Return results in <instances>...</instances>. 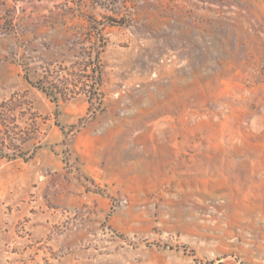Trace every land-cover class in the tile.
<instances>
[{"label": "rangeland", "instance_id": "1", "mask_svg": "<svg viewBox=\"0 0 264 264\" xmlns=\"http://www.w3.org/2000/svg\"><path fill=\"white\" fill-rule=\"evenodd\" d=\"M0 264H264V0H0Z\"/></svg>", "mask_w": 264, "mask_h": 264}, {"label": "trees", "instance_id": "2", "mask_svg": "<svg viewBox=\"0 0 264 264\" xmlns=\"http://www.w3.org/2000/svg\"><path fill=\"white\" fill-rule=\"evenodd\" d=\"M98 55H99V52L97 51L96 52V55H95V58H96V60L98 59ZM25 80H26V82L28 83V84H30V85H32L33 86V84L31 83V81L26 77L25 78ZM36 85H37V83H36ZM96 85L98 86V87H100V81L98 80L97 82H96ZM45 92V94L48 96V97H50V99L52 100V102H54L55 103V105H56V107H58V99H57V97L55 96V95H49V93L47 92V91H44Z\"/></svg>", "mask_w": 264, "mask_h": 264}]
</instances>
